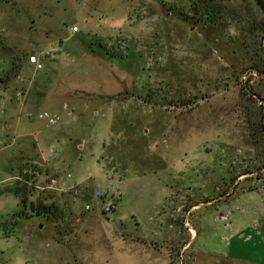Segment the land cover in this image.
<instances>
[{
  "label": "rangeland",
  "instance_id": "rangeland-1",
  "mask_svg": "<svg viewBox=\"0 0 264 264\" xmlns=\"http://www.w3.org/2000/svg\"><path fill=\"white\" fill-rule=\"evenodd\" d=\"M201 1L0 0V264H264V14Z\"/></svg>",
  "mask_w": 264,
  "mask_h": 264
},
{
  "label": "trees",
  "instance_id": "trees-1",
  "mask_svg": "<svg viewBox=\"0 0 264 264\" xmlns=\"http://www.w3.org/2000/svg\"><path fill=\"white\" fill-rule=\"evenodd\" d=\"M257 5L259 7V9L261 10V12L264 14V0H256ZM216 0H208V1H201L200 2H196L195 5L197 6V11L200 10H206V14H216ZM16 75V73L14 74ZM12 78L11 73H7L4 77L0 78V87L1 86H6L10 83ZM23 175V174H22ZM28 176L24 175V181L25 184L23 186H16L14 189L9 190L11 192H13L21 201V203L23 205H26L28 202L29 197L31 196L32 193V189L31 187H28V180H27ZM33 205V204H32ZM41 207H43L44 209H48L51 210L53 209L52 207H54V205H49V206H37V208H34L33 211L36 212L37 214H41L44 211H41ZM24 213L21 212L20 215H23Z\"/></svg>",
  "mask_w": 264,
  "mask_h": 264
},
{
  "label": "crops",
  "instance_id": "crops-1",
  "mask_svg": "<svg viewBox=\"0 0 264 264\" xmlns=\"http://www.w3.org/2000/svg\"><path fill=\"white\" fill-rule=\"evenodd\" d=\"M77 32V31H76ZM26 66H29L30 68H33V69H35V67H34V65H32V64H29V65H26ZM24 68V67H23ZM259 182H258V184H257V187L254 189V191H259V188H260V186H264V178H260L259 180H258ZM253 190L252 191H249V193H251V192H254ZM231 201V200H230ZM230 201L229 202H226L225 204H227L226 205V207H231V203H230ZM232 208H233V206L231 207V209H220L221 210V213H220V217L221 216H230V211L232 210ZM193 238V237H192ZM192 238H191V240H192ZM195 238V237H194ZM187 247H189L190 248V242L188 243V245L186 246V248ZM236 260L237 259H239V257H235V256H233ZM233 257H227L228 259H234ZM234 259V260H235ZM235 262V261H234ZM244 264H258V263H254V262H251V261H246Z\"/></svg>",
  "mask_w": 264,
  "mask_h": 264
},
{
  "label": "built area",
  "instance_id": "built-area-1",
  "mask_svg": "<svg viewBox=\"0 0 264 264\" xmlns=\"http://www.w3.org/2000/svg\"><path fill=\"white\" fill-rule=\"evenodd\" d=\"M30 63L33 64V65H36L37 70H42L43 69V65L40 62L38 56H31L30 57ZM42 117L48 119L51 123L52 122L55 123L54 120H52L47 113H45L44 115H42ZM221 219L222 220H227L228 217L227 216H221ZM184 225L189 229V231H192L193 230L192 227H191V225H190V223L187 220L185 221V224Z\"/></svg>",
  "mask_w": 264,
  "mask_h": 264
},
{
  "label": "bare ground",
  "instance_id": "bare-ground-1",
  "mask_svg": "<svg viewBox=\"0 0 264 264\" xmlns=\"http://www.w3.org/2000/svg\"><path fill=\"white\" fill-rule=\"evenodd\" d=\"M74 30H76V29L74 28Z\"/></svg>",
  "mask_w": 264,
  "mask_h": 264
}]
</instances>
